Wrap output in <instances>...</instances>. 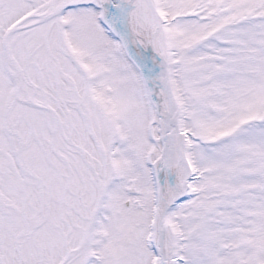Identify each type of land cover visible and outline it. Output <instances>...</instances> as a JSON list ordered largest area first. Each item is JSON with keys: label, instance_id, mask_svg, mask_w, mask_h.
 Instances as JSON below:
<instances>
[{"label": "snow or ice", "instance_id": "1", "mask_svg": "<svg viewBox=\"0 0 264 264\" xmlns=\"http://www.w3.org/2000/svg\"><path fill=\"white\" fill-rule=\"evenodd\" d=\"M0 264H264V0H0Z\"/></svg>", "mask_w": 264, "mask_h": 264}]
</instances>
